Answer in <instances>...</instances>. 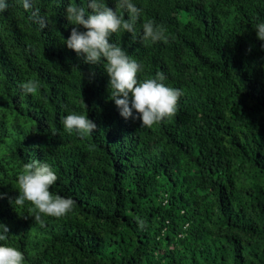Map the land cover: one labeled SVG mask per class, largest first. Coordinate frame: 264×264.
Wrapping results in <instances>:
<instances>
[{
    "label": "trees",
    "instance_id": "1",
    "mask_svg": "<svg viewBox=\"0 0 264 264\" xmlns=\"http://www.w3.org/2000/svg\"><path fill=\"white\" fill-rule=\"evenodd\" d=\"M8 2L0 223L10 234L0 245L22 251L24 264H264V41L255 31L264 0H133L136 38L121 29L110 41L142 65L139 80L162 72L183 93L175 115L151 127L120 115L105 61L86 64L64 44L76 27L66 7L87 9V0H32L29 10ZM146 20L167 40L142 41ZM28 79L39 82L35 94L20 87ZM70 113L94 121L93 134H69ZM31 160L51 165L49 190L73 199L71 212L36 223L33 205L10 203Z\"/></svg>",
    "mask_w": 264,
    "mask_h": 264
},
{
    "label": "clouds",
    "instance_id": "2",
    "mask_svg": "<svg viewBox=\"0 0 264 264\" xmlns=\"http://www.w3.org/2000/svg\"><path fill=\"white\" fill-rule=\"evenodd\" d=\"M116 10L104 4L103 0H87V9L75 3H69L65 9L66 20L76 27L72 28L70 36L64 40L67 48L73 50L78 56L83 57L84 63L100 65L105 61L103 68L109 77L111 100L120 110V115L125 119H139L141 126L151 127L166 118L175 115L178 101L183 94L181 90L166 86V79L162 72H157L154 77L143 80L138 79L142 65L132 59L127 50L118 43L110 41L113 33L121 29L136 38V24L141 17V9L133 0H114ZM25 10L32 8V0H22ZM8 0H0V13L8 9ZM127 12V19L117 14V10ZM33 12V15H36ZM46 26V25H45ZM84 31H80V28ZM142 41L156 43L166 41V28L146 20L142 23ZM257 38L264 41V22L256 25ZM94 75V73H92ZM26 94H35L39 82L28 79L20 85ZM84 103V102H83ZM85 105V104H84ZM87 108V106L85 105ZM135 111L136 115H133ZM65 130L71 134L74 130L81 136L93 134L97 125L84 114L70 113L62 118ZM58 177L46 162L31 160L24 163L17 174L19 196L14 200L9 198L13 206H24L29 202L34 206L35 222L41 223V214L45 216L62 217L73 210L75 201L50 192V186ZM5 194H0L3 198ZM141 227L144 222L140 221ZM9 227L0 223V241L9 239ZM25 256L22 251L8 244L0 245V264H24Z\"/></svg>",
    "mask_w": 264,
    "mask_h": 264
}]
</instances>
